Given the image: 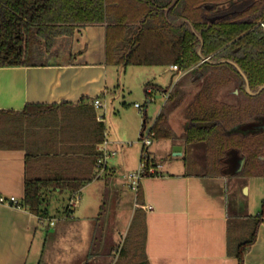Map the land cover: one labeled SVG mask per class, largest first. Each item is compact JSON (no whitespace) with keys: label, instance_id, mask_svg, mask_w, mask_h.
Instances as JSON below:
<instances>
[{"label":"crops","instance_id":"1","mask_svg":"<svg viewBox=\"0 0 264 264\" xmlns=\"http://www.w3.org/2000/svg\"><path fill=\"white\" fill-rule=\"evenodd\" d=\"M129 34L125 32L121 38L126 39ZM66 43L71 59L61 56V65L0 67V112H4L0 114V196H13L21 201L28 156L34 157L28 168L32 176L69 179L63 180L67 188H49L46 194L67 193L68 201L85 192L96 201H100L104 191L111 196L110 190L116 184L114 179H109L114 175L113 169L106 164V169L99 171L94 165L97 148L107 137L104 122L97 120L90 102L98 97L104 106L106 96L113 93L109 87L106 26L77 28ZM122 44L121 41L119 46ZM168 68L178 80L179 72ZM166 90L159 91L167 99L170 90ZM31 104L54 108L32 116L21 114ZM115 145L112 143L111 149ZM192 145L203 148L201 157L205 159L204 144ZM168 148L162 155L171 160L160 166L157 176L140 181L142 205L136 204L134 194L133 206L128 210L118 208L111 224L109 216L96 223L99 202L93 205L83 197L75 208L69 209L68 203L57 220L49 215L43 203L44 218L22 208L0 205V264H41L46 254L44 228L51 220L54 222L49 228L55 231V237L64 241L66 236H71L73 255L88 258L112 255L120 251L115 243L120 237L119 230H115L116 237L107 246L95 245L90 243L95 225L103 224L104 232L122 219V224L130 228L135 215L142 217L139 222L142 221L144 228L148 264H237L236 258L227 254L229 219H236L230 236L245 241L252 229L251 218L258 214L261 205L252 214L251 209L254 211L256 206L254 199V204H250L255 195L252 196L254 190L249 181L211 174L205 169L188 171L183 160L192 153L181 147V154L176 156ZM156 153L157 150L151 153L155 163ZM193 165L197 163L193 161ZM80 183L82 186L72 192L70 186ZM238 193L242 196L241 203ZM229 195L233 200L232 210ZM141 206H150L152 210L145 211ZM104 237L105 233L101 240ZM83 262L80 259L78 264ZM243 264H264V223L258 226L256 239L246 251Z\"/></svg>","mask_w":264,"mask_h":264},{"label":"trees","instance_id":"2","mask_svg":"<svg viewBox=\"0 0 264 264\" xmlns=\"http://www.w3.org/2000/svg\"><path fill=\"white\" fill-rule=\"evenodd\" d=\"M180 20L189 22L195 33ZM261 23L264 24V0H0V67L61 65V56L71 59L66 41L77 28L105 25L110 65L176 66L177 72L182 73L166 99L172 104L165 103L150 129L153 140L176 138L169 124L170 115L186 89L194 86L197 92L184 109L186 123L181 140L187 145L204 144L210 156L211 174L264 177V128L256 133L244 131L250 122L264 119V90L255 96L247 94L244 80L233 65L213 64L221 60L234 63L246 76L251 92L264 86ZM125 32L130 36L121 38ZM196 34L202 40L201 56L208 61L203 62L197 54L200 41ZM121 41L123 44L119 46ZM234 80L238 103L219 99V92ZM159 90L145 85L148 103L152 92ZM95 99L90 100L91 104ZM250 104H255V109ZM52 108L53 105L31 104L21 114L32 116ZM145 126L144 113L140 140ZM99 156L96 151L95 166ZM150 156L147 164L153 162ZM33 158L27 157V177L19 206L44 218L41 205L45 191L67 188L64 182L69 179L32 176L28 168ZM241 160L242 168L238 171ZM150 176L157 175L145 177ZM81 186L82 183L70 188L76 192ZM135 202L142 205L139 188ZM141 218L135 215L130 228L135 227V235L142 237V256L136 264H148ZM251 220L249 237L241 242L230 236L236 219H229L227 254L236 258L237 264H243L246 251L256 239L258 226L264 223V199Z\"/></svg>","mask_w":264,"mask_h":264},{"label":"rangeland","instance_id":"3","mask_svg":"<svg viewBox=\"0 0 264 264\" xmlns=\"http://www.w3.org/2000/svg\"><path fill=\"white\" fill-rule=\"evenodd\" d=\"M172 75L173 73L169 71V68L164 66H127L122 68V66L110 65L109 80L111 83L109 87L113 93L106 96L103 101L104 106L100 109H95L94 114H96L97 117H103L105 133L108 141L117 143V145H115L112 149L116 152V156L107 160L108 168H112L114 171V175L112 174L109 179H114L116 184L113 186L114 189L110 190V192H112L110 193L111 196L108 194V191H104V193L100 196V201H96V198L93 196L90 197L88 193L86 194V192L85 194L83 193L80 195L79 198L76 197L78 203L81 197H83L85 202L89 203L90 201L93 205L94 203L99 202L98 207L100 208L98 213L99 215L96 217V223L101 222L102 218L105 216H109L108 218L110 219L111 224L118 208H120V210H128L129 206H133L134 193L126 186L128 183L125 176L128 173L135 172L140 164V154L142 149L140 132L142 130L144 110L146 112V129H149L152 127L155 118L158 116L165 103L168 105L172 104V102H166V96L157 91L152 92L151 101L148 103L144 92L145 85L149 84L162 90H172L171 88L177 80V77H172ZM178 76V80H180L182 73H178ZM236 83L237 82L234 80L231 85L221 90L218 94L219 99L232 104H237L239 92ZM196 92V87L189 86L186 89V93L183 96L182 101L177 104V107L173 109L174 111L170 115L169 124L176 138H173L170 141L164 139H151V145L148 147V151L150 154L155 150L158 151V153H156L158 157L156 161L161 167L164 166L165 162L171 160L170 157L165 158V156L162 155L164 150L170 146V151L173 153L174 148L177 147L175 143H177L183 147L184 150L188 151V154L192 153V155L190 154L189 156H186L183 160V163L186 164V170L196 172L198 169L201 172L205 169L207 172H210L209 169L211 167L209 165V154L206 153L204 159L201 157L203 153L202 147L187 145L183 140H181V137L184 134V125L186 123L184 109L191 102ZM135 104H138L140 107L136 108ZM250 105L251 109H255V104ZM139 110L141 111L139 112ZM91 113L93 114V112ZM257 125H264V119H257ZM244 131L249 132L248 127H246V130ZM143 136L144 138L146 137V132H144ZM193 161L197 163L198 167L193 165ZM242 179L249 181L252 189L254 190L252 196H255L254 198L251 197L250 204H254V199V205L256 207L254 211L253 209L251 210L252 214H256V210H258V206L261 204L260 200L264 198V177H244ZM239 180H241V178ZM238 196L241 203V201H243L242 196L239 193ZM228 199L229 208L232 210V196L230 197L229 195ZM68 203L67 193L55 192L46 194L43 201V204L48 207L49 215L54 220L61 217L63 210ZM75 213L76 211L72 213V215L75 216ZM53 222V220H51V222H46L44 228L45 234L43 235L46 242V254L41 264H78L80 259L85 261L81 264H136V262L141 259L142 237H137L134 229L129 228L128 224L126 226L123 225L122 219H119V223L116 222L114 227H106L104 232L102 231V228H104L103 224L99 223L95 225V231L93 235H91L90 243H95V245L105 243V246H107L116 237H114V234L115 230L118 229L120 237L116 239L115 243L116 246L120 247V251H116L112 255L103 254L102 256L94 258H88L75 254L73 255V253H70V249L74 247V241L71 240V236H66L64 241L55 237V231L52 228H49V224ZM234 226L232 227L233 229ZM104 233L105 241L101 240V236H103ZM46 257H49V259H46Z\"/></svg>","mask_w":264,"mask_h":264},{"label":"built area","instance_id":"4","mask_svg":"<svg viewBox=\"0 0 264 264\" xmlns=\"http://www.w3.org/2000/svg\"><path fill=\"white\" fill-rule=\"evenodd\" d=\"M260 26L264 28V24L261 23ZM171 69L177 71L176 66H171ZM93 107L94 109H100L103 107V105L99 100L95 99L93 101ZM135 107L139 108L140 106L138 104H135ZM140 111L141 110H139V112ZM97 120L103 122V117H98ZM150 129L151 128L146 129V126L143 129V134L144 132H146V137L144 138V136H142L140 140L142 141V149L140 154L142 159H140V164L138 169L135 172L128 173L125 176V179L127 180L128 183V187L134 194L137 193L142 178H144L146 175H158L157 172L160 169V165L155 163L154 161L153 162L151 161L149 164H147V159L149 155H151L148 151V147L151 145V139H152V133ZM111 145L112 143L104 138L97 148V151L100 153V156L97 159L96 167L99 171H104L106 169L107 160L116 156V152L111 149ZM77 203L78 200L76 199V196L72 197L69 201L68 208L69 209L75 208L77 206ZM0 205H7L15 208H20L19 201L13 196L10 197L0 196ZM140 208H142L145 211L152 210V207L150 206H141Z\"/></svg>","mask_w":264,"mask_h":264},{"label":"water","instance_id":"5","mask_svg":"<svg viewBox=\"0 0 264 264\" xmlns=\"http://www.w3.org/2000/svg\"><path fill=\"white\" fill-rule=\"evenodd\" d=\"M217 18H220V17H217ZM214 19H216V18H214ZM214 19H213V20H214ZM213 20H212V21H213ZM180 23H187L188 26H189V28H190V30H191L193 33H195L194 30H193V28H192V26H191V24H190L189 22H187L186 20H180ZM196 36L198 37V39H199V41H200V46L197 48V54L202 58L203 62L208 61L207 58H203V57L201 56L202 40H201V38H200L199 35L196 34ZM222 63H228V64H231V65H233V66L236 68L237 72L241 75V77H242L243 80H244V89H245V91H246L247 94H249V95H251V96H255V95L259 94L262 90H264V86H261V87H259L255 92H251L250 89H249V85H248V81H247L246 76L241 72V70H240V69H239L234 63H232V62H230V61L221 60V61L215 62V63H213V64H222ZM173 151L176 152V153H175L176 156H177V155L179 156V155L181 154V153H180V152H181V147L177 146V147L174 148ZM242 164H243V160L240 161V166H239L238 171H240Z\"/></svg>","mask_w":264,"mask_h":264},{"label":"flooded vegetation","instance_id":"6","mask_svg":"<svg viewBox=\"0 0 264 264\" xmlns=\"http://www.w3.org/2000/svg\"><path fill=\"white\" fill-rule=\"evenodd\" d=\"M261 128H264V125H257V120L252 121L248 127L249 132H255V133L259 132ZM239 166H240V164H239Z\"/></svg>","mask_w":264,"mask_h":264}]
</instances>
